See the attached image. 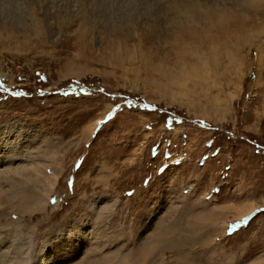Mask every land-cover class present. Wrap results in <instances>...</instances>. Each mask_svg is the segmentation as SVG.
I'll return each mask as SVG.
<instances>
[{"label": "rangeland", "instance_id": "obj_1", "mask_svg": "<svg viewBox=\"0 0 264 264\" xmlns=\"http://www.w3.org/2000/svg\"><path fill=\"white\" fill-rule=\"evenodd\" d=\"M173 1L0 0L6 264H264V47L179 74L209 26ZM69 239L79 253L56 254Z\"/></svg>", "mask_w": 264, "mask_h": 264}, {"label": "bare ground", "instance_id": "obj_2", "mask_svg": "<svg viewBox=\"0 0 264 264\" xmlns=\"http://www.w3.org/2000/svg\"><path fill=\"white\" fill-rule=\"evenodd\" d=\"M207 4L208 3L206 2H199L195 4V2L192 0H177L176 2L173 1L169 7H166L169 8V10L171 9L172 11H174L176 13V17L179 19L180 17H184L190 22L192 19L194 20L196 17H199L200 19H202V21H204V23L209 26V28L203 29L202 32L192 31L193 34L198 37L197 39H195L194 44L196 46L194 49L191 46V43L193 42H188L186 38L182 37V44L178 48L180 50V57H178V61H180L181 63V68L179 69L181 70V73L179 74H183V76H186L190 69H195L198 64H206L208 62H213L216 65L220 63L233 64L238 60H241L237 52H239L242 47L246 46V44L257 45V47L260 48V53H262L261 51L264 47V39L263 37H260V34L263 31L264 25V0H233L232 5L229 7L231 8V10H227L228 4L226 8L207 6ZM249 11H253L255 14L253 16H250L248 14ZM190 35L191 33H189V36ZM172 80V83H176L177 81H175L174 79ZM42 165L44 166V164ZM42 165L39 166V164L35 165L33 163L18 166L15 165L10 168L8 167L6 171L4 170V173H18L22 171H32L39 173L40 167H42ZM38 173L36 174L38 175ZM57 177L58 173L54 172V174L50 177L51 181L49 180V182H47L50 189H53L54 184L57 181ZM46 181L47 180H45V182ZM50 196L51 195L49 193L47 199H49ZM39 201H41V198H37L35 196V204L39 203ZM17 204L18 206L21 205L20 202ZM257 206V203L245 205L244 207L237 209L238 211H236L234 216L236 218H240ZM71 239H69V244H64V247H61V249L58 251V253L56 252V254H66L68 252L71 257L74 256L75 253H79V244H81L82 242L77 243L76 241H74V239ZM101 243H103L104 246L106 244L105 241ZM70 250L75 251L70 253ZM93 252L96 251H94L93 249ZM79 263L81 264L85 262L82 259L76 264ZM130 263L131 258L126 255L124 256L119 254H107L99 256L94 255L93 257L88 254L86 260V264ZM0 264H6V261L0 260Z\"/></svg>", "mask_w": 264, "mask_h": 264}]
</instances>
